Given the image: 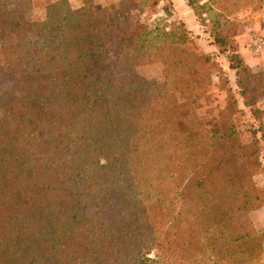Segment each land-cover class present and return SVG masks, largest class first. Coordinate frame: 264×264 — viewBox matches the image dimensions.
<instances>
[{"label": "trees", "instance_id": "obj_1", "mask_svg": "<svg viewBox=\"0 0 264 264\" xmlns=\"http://www.w3.org/2000/svg\"><path fill=\"white\" fill-rule=\"evenodd\" d=\"M29 6L0 0V264H264V74L240 24L218 30L217 13L210 35L258 120L250 145L233 116L198 118L214 60L186 30L148 29L132 0H56L41 21ZM148 55L158 78L136 71Z\"/></svg>", "mask_w": 264, "mask_h": 264}, {"label": "rangeland", "instance_id": "obj_2", "mask_svg": "<svg viewBox=\"0 0 264 264\" xmlns=\"http://www.w3.org/2000/svg\"><path fill=\"white\" fill-rule=\"evenodd\" d=\"M54 1L56 0H30L28 17L32 20H44L46 6ZM67 2L70 8L77 9L88 3L98 7H107L111 4L119 3L121 0H67ZM263 4L264 0H196L197 14L195 13V15L200 25L199 33H192L185 26L183 28L180 26L182 22L174 15L172 2L168 0L165 3L161 2V0H132V9L130 11L133 20H139L140 23L145 24L151 30L158 28L170 32L174 26H179L180 29L189 32L188 36L191 41L185 47L191 49L196 47L198 52L212 57L214 64L210 67L212 73L211 83L207 87L197 89L194 92L195 99L193 106L198 118L202 122L219 121L222 117L233 116L234 123L240 132V140L244 145L252 144L253 133L251 130L252 128H257L258 120H255L250 115V111L244 105V101L238 93L235 72L227 68L229 64L225 54L219 53L210 32L215 15L222 13L227 14V16L222 17L217 15L220 26L216 29L222 30V24L225 28H230L234 24H240L243 32L249 33V38L253 37L256 33L252 24L254 15L258 11V6ZM199 6H202V8ZM170 39L167 38L166 41ZM218 69H221V71ZM161 70V63L153 58L152 55L146 56L144 61L136 67V71L140 75L148 78L160 77ZM224 80H226L225 83ZM180 81L176 78L171 79L170 86H176ZM227 86L237 97L238 106L244 113L236 112L232 115L233 111L228 107L227 103ZM256 136L258 138V132ZM254 180L258 186L263 185L262 175L257 174ZM253 219L256 227L259 230H264V227L258 225V213H256V216L253 213Z\"/></svg>", "mask_w": 264, "mask_h": 264}, {"label": "crops", "instance_id": "obj_3", "mask_svg": "<svg viewBox=\"0 0 264 264\" xmlns=\"http://www.w3.org/2000/svg\"><path fill=\"white\" fill-rule=\"evenodd\" d=\"M167 0H161L164 2ZM172 2L173 13L178 20L184 24V26L191 31L192 33L200 32V25L197 21L194 9L188 5L187 0H168ZM253 28L256 32L255 35H261L264 37V4L258 8V11L254 15L253 19ZM249 33L243 32L242 34L236 37L239 52L245 61V63L255 72H260L264 74V53L255 54L253 53L248 46V42L251 38L248 37ZM254 35V36H255ZM229 68V67H227ZM230 70V69H229ZM231 71V70H230ZM258 107L264 112V96L258 100ZM264 121V116H263ZM256 216L258 213V225L264 227V206L253 212ZM256 221V220H255ZM263 259H264V249H263Z\"/></svg>", "mask_w": 264, "mask_h": 264}, {"label": "built area", "instance_id": "obj_4", "mask_svg": "<svg viewBox=\"0 0 264 264\" xmlns=\"http://www.w3.org/2000/svg\"><path fill=\"white\" fill-rule=\"evenodd\" d=\"M249 49L255 54L264 53V37L261 35H256L251 37L248 42Z\"/></svg>", "mask_w": 264, "mask_h": 264}]
</instances>
